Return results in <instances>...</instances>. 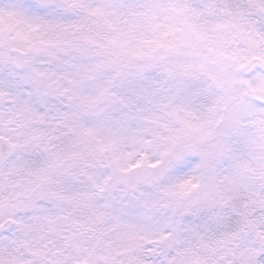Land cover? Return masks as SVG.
I'll use <instances>...</instances> for the list:
<instances>
[{"label": "snow or ice", "instance_id": "6c2138e0", "mask_svg": "<svg viewBox=\"0 0 264 264\" xmlns=\"http://www.w3.org/2000/svg\"><path fill=\"white\" fill-rule=\"evenodd\" d=\"M0 264H264V0H0Z\"/></svg>", "mask_w": 264, "mask_h": 264}]
</instances>
